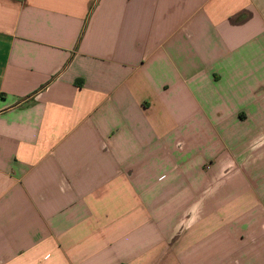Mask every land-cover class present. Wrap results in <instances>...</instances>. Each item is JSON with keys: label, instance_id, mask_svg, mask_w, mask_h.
Instances as JSON below:
<instances>
[{"label": "crops", "instance_id": "1", "mask_svg": "<svg viewBox=\"0 0 264 264\" xmlns=\"http://www.w3.org/2000/svg\"><path fill=\"white\" fill-rule=\"evenodd\" d=\"M0 264H264V0H0Z\"/></svg>", "mask_w": 264, "mask_h": 264}]
</instances>
